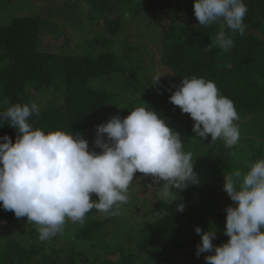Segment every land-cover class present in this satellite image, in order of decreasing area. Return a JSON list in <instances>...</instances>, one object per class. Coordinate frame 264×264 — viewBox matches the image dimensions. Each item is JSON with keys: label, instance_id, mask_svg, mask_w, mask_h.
Instances as JSON below:
<instances>
[{"label": "trees", "instance_id": "1", "mask_svg": "<svg viewBox=\"0 0 264 264\" xmlns=\"http://www.w3.org/2000/svg\"><path fill=\"white\" fill-rule=\"evenodd\" d=\"M81 1L92 5L96 15L104 9L141 17L142 14L146 16L147 8L158 13V59L172 74L160 77L137 105L130 102L129 110L139 106L156 110L180 134L185 152L195 154L200 149L211 152V161L218 160L221 169L199 157L195 172L199 180L205 178V186L202 189H190L189 186L183 190L174 189L175 198L169 200L159 196L151 198L152 205L140 215L145 220L141 229H137L141 225H133L116 230V234L123 237V243L114 241L117 237L114 230H108L116 216L102 220L98 217L99 211L93 209L92 214H86L87 219L81 222L74 237L94 248L91 257L77 252L71 241L64 237L65 228L54 237L62 236V248L48 252L43 244L26 247L14 237L16 227L23 224L30 229L31 238H35L34 235L38 238L39 226L0 207V240L5 241L4 247H0V264H206L204 257L211 253L196 255L201 236L195 232V226L203 231H216L214 245L226 243L229 237L224 234L225 208L233 202L227 201L228 195L223 190L224 175L241 170L236 169L240 165L247 171L249 161L264 157V0H244L248 11L243 21V34L227 29L222 20L211 26L199 25L194 15V0ZM93 14L89 12L95 19ZM160 18L167 21L162 23ZM46 22L35 14L14 18L10 24L0 26V100L7 98L9 101V104H0V111L17 103L31 105L39 94L50 91L57 103L40 109L39 116L33 115L30 123L45 131L63 129L80 133L84 138L86 132H96L101 121L99 113L116 96L99 83H109L120 76H125L126 81L136 65L134 62L122 64L113 53L92 51L66 55L50 51L54 44L40 38ZM121 23V18L107 22L112 35L120 33ZM222 30L233 40V46L227 50L211 46ZM105 40L109 42V39ZM208 46H211L210 51L205 50ZM134 50L130 48L129 51ZM142 61L136 62L140 68ZM193 75L213 81L219 92L234 103L240 130L235 146L226 147L223 140L212 142L210 135L207 139L197 137L190 115L169 101L182 79ZM4 135L15 143L17 135L21 134L5 124L0 127V137ZM102 136L106 139V134ZM237 148L241 149L240 153L236 151L235 156H230ZM89 150H92L91 146ZM241 153L244 154L240 158ZM152 180L151 176L137 172L129 188ZM141 195L145 196L144 192ZM91 198L98 199L94 193ZM178 204L184 205L182 212L176 210ZM137 208H134L135 212ZM165 211L168 215L163 214ZM74 225L76 227V223ZM134 243L137 244L135 250L131 248ZM179 254L183 256L181 259Z\"/></svg>", "mask_w": 264, "mask_h": 264}, {"label": "clouds", "instance_id": "2", "mask_svg": "<svg viewBox=\"0 0 264 264\" xmlns=\"http://www.w3.org/2000/svg\"><path fill=\"white\" fill-rule=\"evenodd\" d=\"M247 11L244 0H194L201 26L222 20L227 29L243 34ZM211 46L227 50L233 40L222 30ZM169 101L190 115L197 137L210 135L212 142L223 140L229 148L238 143L237 110L213 81L184 77ZM0 104L9 101L4 98ZM39 114L36 103L12 104L0 111V121L6 122L0 127L7 124L21 134L15 143L8 135L0 137V207L38 225L42 242L62 233L68 220L83 222L93 209L119 215L137 172L151 176L155 185L163 181L158 188L164 197L199 183L195 160L184 151L182 137L150 107H135L124 118L115 115L97 125L93 143L99 153L89 150L80 133L34 127L30 118ZM223 190L233 202L225 208L224 234L229 239L214 245L216 231L195 226L201 236L196 255L211 253L204 257L206 264H264V157L249 161L247 171L224 175ZM93 193L98 199L91 198ZM183 209V204L177 205V211Z\"/></svg>", "mask_w": 264, "mask_h": 264}, {"label": "rangeland", "instance_id": "3", "mask_svg": "<svg viewBox=\"0 0 264 264\" xmlns=\"http://www.w3.org/2000/svg\"><path fill=\"white\" fill-rule=\"evenodd\" d=\"M89 12L96 15L92 5L86 4L81 0H0V26L10 24L13 19L17 17L38 14L43 20L47 21L46 24L43 25L44 27L40 38H42L44 42L50 40V44H54L50 46V48H52H49L50 51L53 50V52L66 55H83L86 52L90 53L92 51L96 54L113 53L122 64L128 65L134 62L133 65H136L134 73H132L126 81L125 76H120L116 78L117 80H112L109 83L108 81L99 83L100 87L106 88L109 91L111 90L116 94L107 108L99 113L101 117L99 123L102 124L106 123L110 117L115 115H119L121 118L126 117L129 114L130 102L137 105L138 102L141 101V96L154 86V78L156 76H170L172 71L162 67L158 59L157 48L160 42L159 28L157 25V18H159V16H157L158 13L147 8L145 12L146 16L143 17L142 14L141 17L131 14L126 15V13L120 11H109L104 9L98 12L96 15L97 17L95 16L94 19L89 15ZM162 16L165 17L164 15ZM167 17H170V14L167 15ZM117 18L122 19L121 31L118 35H112L110 29L107 28V22L116 20ZM160 21L165 23L167 20L160 18ZM105 38L109 39V42H107ZM90 45L92 47H90ZM130 48H135V50L129 51ZM138 59L143 60L142 63H140L142 68L139 67V63H136ZM34 102L40 109L45 108L52 102L57 103L54 95L51 94L50 91L39 94L34 98ZM95 135L96 132H86L84 138L88 141L92 150L99 153L100 149L93 143ZM200 151L202 152L200 153ZM200 151L195 154L191 153L193 160H195L194 171H196V167L198 166H196V160L199 159V157H203L205 162L213 164L212 167L221 169L218 160V162L211 161V152H205L203 149H200ZM236 151L240 153L241 149L237 148L233 153ZM243 154L244 153H241L240 158ZM236 169H241L243 171V165L238 166ZM209 172L213 174L211 171ZM228 174L229 173H226L225 175ZM213 175L215 176L216 174ZM205 182V178H203L199 180L198 184H190L189 188L193 189L197 187L198 189H202L205 186ZM163 183V181H160L159 185H155L152 180L140 186L129 188L127 203L119 206L120 214L116 215L114 224L108 226V230H114V234L117 236H115L116 238L114 241L117 243L124 242L123 237L116 234V230H118L119 227V229H121L125 228V226L132 228L133 225H141L137 228L141 229V227L144 226L143 223L145 220L140 218V215L147 212L148 206L152 205L151 198L158 196L165 200L175 198V190H173L174 192L168 197L162 195L158 187H162ZM146 184L148 186H145ZM143 192L145 196L141 195ZM225 195H227L226 192ZM227 198V201L231 202L229 196H227ZM135 207H138L137 212H135ZM92 213L93 211L91 210L88 214ZM99 213L98 217H101L102 220L107 217L106 214L102 212ZM86 219L85 216L83 221ZM75 223L76 227L74 225ZM79 226H81V222L66 221L63 227L65 228L64 237L71 241L78 253L82 252L86 257H91L93 255L92 249L94 248L74 238ZM29 230L27 226L19 224L14 231V237L20 240L22 244H25L26 247L33 244H43L48 252L53 248H62V236L53 237L42 242L36 238V235H34L35 238H31ZM96 243H100V241H96ZM4 244L5 241L0 240V247H4ZM136 245L137 244L134 243L131 248L135 250ZM102 247L103 246L100 247V250H102ZM95 248L99 250V248ZM182 257L183 256L179 254V258L181 259Z\"/></svg>", "mask_w": 264, "mask_h": 264}]
</instances>
